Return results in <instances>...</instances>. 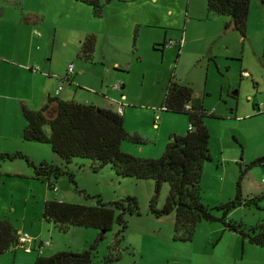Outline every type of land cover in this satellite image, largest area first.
Returning a JSON list of instances; mask_svg holds the SVG:
<instances>
[{"label":"rangeland","instance_id":"374dc122","mask_svg":"<svg viewBox=\"0 0 264 264\" xmlns=\"http://www.w3.org/2000/svg\"><path fill=\"white\" fill-rule=\"evenodd\" d=\"M27 1L43 14L35 28L41 36L40 59L51 73L63 78L72 65V88L78 90L79 101L87 96L114 107L121 103L124 127L140 132L142 142L122 141L121 151L155 158L164 150L171 130L184 134L187 116L159 107L169 80L188 84L207 113H213L203 117L210 137L209 160L202 165L199 181L201 202L219 217L217 206L235 198L239 171L245 169L237 193L240 205L230 210L227 219L248 233L264 223V182L260 181L264 166L247 168L264 155V0L249 1L243 37L225 27L227 16L208 12L206 0H96L99 15L83 0ZM87 34L95 36V45L90 58L83 59L78 51ZM117 81L122 82L121 90L112 88ZM155 114L159 119L153 127ZM38 144L44 150L37 157L63 165L48 145ZM2 164L0 219L27 234L39 232L31 220L45 195L51 199L59 194L65 202L94 205L95 196L110 202L128 194L137 199L139 214L125 215L122 237L112 245L117 224L102 237L94 228L69 226L60 232L42 221L40 210L38 220L50 231L41 228L39 238L49 248L38 251V240L33 238L32 246L26 244L28 251L25 244L8 250L0 255V264H26L38 253L82 251L91 244L92 264H104L109 255L117 256L113 264H264L262 247L224 230L219 221H200L190 240H179L172 213L154 217L148 211L153 193L150 179L116 176L108 165L94 169L90 160L74 158L62 168L71 172L75 184L63 174L51 178L56 188L51 190L45 181L32 178L29 167L27 173L24 161ZM167 189L163 183L158 207Z\"/></svg>","mask_w":264,"mask_h":264},{"label":"trees","instance_id":"16d2710c","mask_svg":"<svg viewBox=\"0 0 264 264\" xmlns=\"http://www.w3.org/2000/svg\"><path fill=\"white\" fill-rule=\"evenodd\" d=\"M83 1L93 5L96 9L94 14L99 15L101 6L96 0ZM249 1L206 0V9L212 14L227 16L229 21L225 27H231L243 37ZM94 45L95 36L87 34L80 42L79 56L89 59ZM159 110L185 114L188 129L184 134H169L162 153L158 157L151 158L139 157L120 150L122 141L136 144L142 141L136 133H130L125 129L122 115L115 109L62 100L58 97H47L39 109L20 105L24 119L21 138L24 141L48 145L63 165L47 163L43 160L34 163L17 150L0 151V163L24 161L32 170V178L45 181L51 190L56 189L51 178L56 179L63 174L75 184L71 172L62 168L74 158L90 160L94 164V169L108 165L116 176L153 181V193L148 201V211L154 217L172 213L173 230L179 240H190L196 224L200 221H219L224 230L234 231L249 243L264 249L263 222L258 223L248 233L242 230L239 224L227 219L230 210L240 205L237 193L239 179L245 169L239 171L235 198L217 206V209L221 210L219 217L212 215L210 208L200 200L199 181L202 165L209 160L210 137L203 117L212 116L213 113H207L201 98L194 96L188 84L174 80L168 81ZM154 122L153 124L156 125V120ZM263 162L264 156L256 157L247 168ZM1 175L0 172V181ZM163 183H167L168 189L162 205L158 207L157 197ZM83 195L86 196L84 192ZM133 214H139V206L137 199L128 194L110 202H102L98 196H95L94 205L69 203L51 198L43 201L41 210L42 218L60 232H65L69 226L94 228L98 230V237H102L113 224H117L119 228L114 233L112 245L122 237L126 227L125 215ZM17 238L18 234L13 226L7 220L0 219V255L8 250H14L17 246ZM93 248L94 245L91 244L88 249L82 251L61 250L48 256L37 254L30 264H92ZM116 259V255L106 256L104 264H113Z\"/></svg>","mask_w":264,"mask_h":264},{"label":"crops","instance_id":"0c3cea01","mask_svg":"<svg viewBox=\"0 0 264 264\" xmlns=\"http://www.w3.org/2000/svg\"><path fill=\"white\" fill-rule=\"evenodd\" d=\"M43 18V14L32 7L27 0H0V151H21L34 163L40 160L44 161V159L37 157L40 151L43 152L44 148H41L42 146H39L38 143L24 141L21 138L24 119L20 112V105H26L31 109H39L45 103L47 97H58L59 99L63 98L62 100H73L90 103L97 107L115 109L113 105L103 104L96 98L93 100L86 96L87 99L79 101L78 90L72 88L73 78L69 76L67 80H62L61 77L58 78L57 75L51 73L45 60L40 59L41 53L39 52L38 43L41 36L35 28ZM252 108H255V104ZM257 110L260 111L258 106ZM124 114L125 111L122 110L121 115L124 116ZM163 117L161 116L160 119ZM130 132L141 136L140 132ZM172 133L177 132L171 130L169 134ZM158 152L156 151L153 153L154 155L150 156H155ZM133 155L139 156L138 154ZM51 160H53V156H51ZM259 166H264V162ZM0 168L5 167L2 164ZM28 172L30 175V169L27 167ZM50 197V195H45L42 198L41 204L37 207V215L31 220L32 224H38V231L41 233L36 232L33 235L29 233L30 235H28L31 238H37L38 243L44 242L39 238L42 231H50L49 226H43L38 220V213L42 210L43 201L50 199ZM53 198L63 201L59 194ZM41 219L45 223H50L44 220L42 216ZM41 228L42 231H40ZM15 230L17 234L25 233L24 229L18 226L15 227ZM49 234L51 233L49 232ZM29 245L32 246V244ZM49 246L50 244L43 247L47 249ZM55 252L57 250L48 253L47 256ZM29 253L31 254V252H28L27 255H30ZM35 257L26 259L25 263L30 264Z\"/></svg>","mask_w":264,"mask_h":264},{"label":"built area","instance_id":"2783aa9c","mask_svg":"<svg viewBox=\"0 0 264 264\" xmlns=\"http://www.w3.org/2000/svg\"><path fill=\"white\" fill-rule=\"evenodd\" d=\"M173 42H168V44H171ZM166 45V43H165ZM179 45V44H178ZM72 72V65H69L68 68H67V74L61 78L62 80H67V78L70 76V73ZM60 88V86L58 87V89ZM112 88L115 89V90H121L122 88V82L121 81H117L116 83H114L112 85ZM122 110H123V105L121 103H117V106L115 107V111L119 114L122 113ZM158 119V115H155L154 116V120H157ZM155 124V122H154ZM260 181L261 182H264V171L262 172L261 176H260ZM33 241V238H31L28 234L26 233H23V234H18V238H17V246L19 245H24L25 244V251H28L29 248L26 246V244H30L31 242ZM48 245V242H39L37 244V249L38 251H40V248L43 247V246H47ZM16 246V247H17Z\"/></svg>","mask_w":264,"mask_h":264}]
</instances>
